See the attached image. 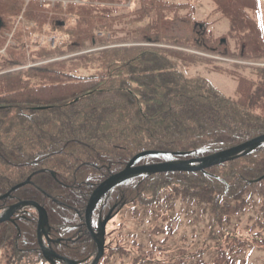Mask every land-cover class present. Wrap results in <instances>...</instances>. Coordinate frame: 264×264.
<instances>
[{
  "label": "trees",
  "instance_id": "1",
  "mask_svg": "<svg viewBox=\"0 0 264 264\" xmlns=\"http://www.w3.org/2000/svg\"><path fill=\"white\" fill-rule=\"evenodd\" d=\"M128 1H32L7 43L23 4L0 0V195L36 174L0 209L20 200L44 208L49 237L61 241L52 248L72 262L94 249L83 217L93 190L134 156L160 153L146 165L201 159L264 135V67L231 64L264 60L258 0H139L132 10ZM202 1L215 21L196 19ZM222 19L227 33L214 37ZM51 35L62 37L54 47ZM194 66L234 81L233 96L186 77ZM117 204L140 230L100 264H236L246 247L264 251L250 236L264 230V147L204 172L130 181L93 218ZM0 254L5 264H46L34 212L0 225Z\"/></svg>",
  "mask_w": 264,
  "mask_h": 264
},
{
  "label": "water",
  "instance_id": "2",
  "mask_svg": "<svg viewBox=\"0 0 264 264\" xmlns=\"http://www.w3.org/2000/svg\"><path fill=\"white\" fill-rule=\"evenodd\" d=\"M264 146V136L258 137L254 140H251L241 146L236 148L217 153L210 157L201 160L195 161H175L165 164L146 166V167H135V163L146 156H153L156 153H143L136 157H134L129 164L125 167L123 171L120 173L111 176L107 180H105L102 184H100L93 194L91 195L88 204L85 209V221L87 231L89 232L93 242L96 246L95 251V260L92 264H98L99 260L102 258L104 254V243H105V228L107 223L111 220L110 215L102 222L100 221L97 229V233H94L90 221L91 216L99 204V202L115 187L137 177L143 176H153L157 174H167V173H197L202 172L207 169L220 166L222 164L232 162L239 158H243L254 152L257 148ZM30 183V179H28L25 183L13 188L7 195L0 197V201L8 198L10 193L16 191L19 188H22ZM33 208L38 214V222H37V240L38 245L40 247L41 253L44 258L48 261V263L53 264V260H61L66 264H73L60 255H56L53 253H47L43 248L42 237L47 238V234L49 233L48 226V217L44 209L40 208L34 203L30 202H18L8 208L6 212L0 217V225L6 222H9L11 218L22 208Z\"/></svg>",
  "mask_w": 264,
  "mask_h": 264
},
{
  "label": "rangeland",
  "instance_id": "3",
  "mask_svg": "<svg viewBox=\"0 0 264 264\" xmlns=\"http://www.w3.org/2000/svg\"><path fill=\"white\" fill-rule=\"evenodd\" d=\"M138 1L139 0H132V3L130 5V9H135V7L138 5ZM260 1V5H261V9L262 12H260L259 14V23L262 27V24L264 26V0H259ZM212 11V5L209 4L207 1H202V3L200 5H198L197 9H196V13H195V17L198 21H209V22H213L215 21V19H217L219 16H210V13ZM73 22H70V26L72 25ZM212 28V34L214 37L220 38L222 37L224 34L227 33L228 30V22L226 20H221L219 21L217 24H215L214 26L211 27ZM263 39H264V33H263ZM212 60V59H211ZM262 61H264L262 59ZM177 64V63H175ZM231 64H235V63H231ZM241 66H245V64L241 65ZM246 67V66H245ZM177 68L182 71V69H180V67L177 64ZM186 77L189 78H193V77H202L204 78L206 81H208L218 92H220L223 96L229 98L233 96V91L235 89V82L232 81L230 78H228L227 76L224 75H219L217 73H213V72H208L207 70H205L204 67L202 66H194V67H190L185 75ZM182 203L178 202L177 203V207L175 208L176 211H174L175 216L178 218V231L179 232H185L189 227V220L185 219L184 217H182L183 215V211H180L179 208L182 207ZM169 209H170V204L168 205ZM178 211H180V214ZM131 213L129 212L128 208L125 207L122 209V211L108 224L107 229H106V233H107V240H106V244L111 245L112 243L115 244V242L118 241H122L125 236H122L120 234H126L129 231L126 230L127 228H134V222L133 220H131L130 218L128 219V217H131ZM206 217V218H205ZM125 219V222H124ZM264 218L260 217V220H263ZM206 221V222H205ZM211 224V218L208 214L203 215L200 218V222L198 221V225H200L201 227H205L207 225ZM245 224H251V223H245L244 221H240L239 222V226H243ZM236 227V229L238 228ZM257 234H252L250 236L252 237H257L258 239L264 240V230L262 231H258L257 230ZM238 233H240L241 235L245 236L246 233H242L241 230L238 231ZM158 241H160L161 238H157ZM206 264H212L211 263V256L208 257V259H206ZM0 264H5L4 261V256L3 254H0ZM236 264H264V251H260L257 249H249L248 247L245 248L244 252L238 256L237 260H236Z\"/></svg>",
  "mask_w": 264,
  "mask_h": 264
},
{
  "label": "flooded vegetation",
  "instance_id": "4",
  "mask_svg": "<svg viewBox=\"0 0 264 264\" xmlns=\"http://www.w3.org/2000/svg\"><path fill=\"white\" fill-rule=\"evenodd\" d=\"M30 215V213L28 211H23V212H20V213H16L13 218H12V224H15L20 218H23L25 219V217H28ZM102 216V215H100ZM36 218V217H35ZM54 247V246H52ZM57 250V249H55ZM55 252H59L58 251H55ZM60 253V252H59ZM62 256H64L62 253H60ZM65 257V256H64Z\"/></svg>",
  "mask_w": 264,
  "mask_h": 264
},
{
  "label": "bare ground",
  "instance_id": "5",
  "mask_svg": "<svg viewBox=\"0 0 264 264\" xmlns=\"http://www.w3.org/2000/svg\"><path fill=\"white\" fill-rule=\"evenodd\" d=\"M6 223H8V222H6Z\"/></svg>",
  "mask_w": 264,
  "mask_h": 264
}]
</instances>
